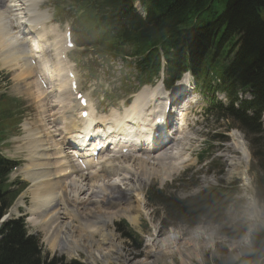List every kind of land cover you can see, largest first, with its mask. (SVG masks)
Wrapping results in <instances>:
<instances>
[{
	"label": "rangeland",
	"instance_id": "rangeland-1",
	"mask_svg": "<svg viewBox=\"0 0 264 264\" xmlns=\"http://www.w3.org/2000/svg\"><path fill=\"white\" fill-rule=\"evenodd\" d=\"M51 2L52 0L48 3ZM73 16L74 12L72 10H69L67 14L59 10L57 12L56 21L63 24L67 20H74L75 17ZM76 17L77 20H74L75 22L73 25V39L79 47L84 45V50L79 54L71 53L70 60L71 62L74 61L77 68L80 69L82 62L89 65L95 56L91 54L92 50H88L85 47V45H88L91 41V38L88 36V30L90 29L86 28L87 26L85 27L79 24L78 15H76ZM29 38V36H25V39L28 40ZM47 49H45V52ZM100 59V64L105 62L111 67L108 72L104 74L100 73V75L103 76L105 86L111 82H116L122 85L123 91L132 90L136 87L137 84H135L134 79L135 70L133 63H129V60L123 61L119 58L114 59L108 56H102V58L100 56ZM44 61L53 63L51 51L47 52ZM50 62L38 64L34 69V75H36L38 71H44L48 74L50 69H47L46 64ZM4 71L9 73L11 77L9 79L10 82L3 77L0 78V92L20 98L26 103L23 107V113L19 114L21 118H24L19 125L20 129L17 133L11 134V137L5 138V141L0 143V153L8 159L15 161L17 167V170L12 175H9V185L13 186V189L10 191H13L20 185L25 188L20 194L22 196L31 186L29 181L21 173V168L26 164V151L24 150V141L21 139L24 135L22 124L24 122H27L29 125L39 123V113H41V111L39 109V113H37L38 106L29 96L32 95L36 97L39 93H43V97H45L47 93L38 86L36 79H27V81L30 82L27 93H16L11 91V80L14 74L12 71ZM81 76L87 80L89 79L84 72H81ZM18 79H20V77H18ZM21 79L23 80V77ZM13 80L17 81V78L14 76ZM89 81L92 83L94 82L92 79H89ZM49 83H51V81H49ZM44 115L45 114H43V117ZM190 119L193 125L182 132L179 137L178 145L176 142L177 149L174 150L173 153L187 151L191 154V157H194L206 144L205 137L200 135L206 131L201 128L200 123L196 124L194 122L192 116ZM216 126L217 125H214L213 130L210 131L211 136L220 133L222 135H229V137H225L224 143L212 142L214 151H212V149L209 150L210 155L207 157L205 163H188V165H183L173 176L165 178V181H162L164 178L163 172L157 173L149 169V167L147 172L151 174V178L145 185V187L148 185H155L164 187V189L170 186L168 189L172 190L175 195L181 198L193 197L195 195L202 196L204 201L207 200L211 202L209 205L213 208L208 210V212L211 213L193 216L186 204L179 207L176 206L170 210L171 206L169 205H165L164 207L157 204L159 206H154L145 199L147 204L142 207V215L137 226L127 222L126 218H121L114 223L116 229L118 223L126 222L128 227L139 235L140 239L137 243L139 244L141 240V249L135 251L133 246L137 244L135 243L132 245L131 240L123 238L120 231L118 232L116 230L115 235L118 236V238L113 240V243L117 240L116 243H119V251L112 252L105 258V260L109 261V264H134L138 260L143 259L147 254H150L147 260L151 261L152 264H182L176 256L167 253L165 249L164 251L167 255L164 254L160 246L170 248L173 245V243H166V237L168 235L173 236L174 234H181L182 241L180 240L179 243L182 245L195 232L201 234L202 239L199 242L198 247L200 248H198V252L193 254V256H198V259L195 258L194 260L193 257H190L191 262L189 264H228V262L231 261H237V263L234 262L235 264H248L252 262H254V264H261L263 262L264 187L262 188L261 183L264 180V177H262L264 175L262 171L264 166V133H240V131L235 128L229 129L225 121L220 122L218 128ZM262 126L264 128V114ZM57 127H59V123ZM232 133L233 135L240 136L244 141V145H246L248 149V161L245 162L244 160L242 162L241 159L240 161L238 160V158H241V154L237 153V151L232 148ZM211 139L214 140V138ZM183 149L184 151H182ZM166 163L167 166H169L168 161ZM177 163H179V161ZM243 169L246 172V181L241 174ZM115 181L117 184L120 183L117 178ZM159 194L162 195V198H165L169 192L158 193V195ZM262 196L263 198L261 199ZM30 202L31 196L25 194L23 197L24 205L21 206L18 212L19 215L24 216L27 232L38 238L43 257L46 260L61 257L64 258L65 261L78 260L84 264H89L87 261L90 262L88 254V251H91L90 248H84L82 250L81 248H74V246L70 245V249L64 251L63 254L65 255L59 250L54 251H59L61 254L50 250V246L43 239L41 234L43 230L40 229V227L38 230L36 226L31 225L28 221L30 215H27L25 208ZM243 242L245 244L240 247ZM107 248V246L104 247L105 250H107ZM258 250L261 251L260 257L253 260L252 254ZM154 254L155 256H153ZM153 257L159 259L155 262ZM105 260H99L97 264H104L103 261ZM90 264L92 263L90 262Z\"/></svg>",
	"mask_w": 264,
	"mask_h": 264
},
{
	"label": "bare ground",
	"instance_id": "bare-ground-1",
	"mask_svg": "<svg viewBox=\"0 0 264 264\" xmlns=\"http://www.w3.org/2000/svg\"><path fill=\"white\" fill-rule=\"evenodd\" d=\"M14 6H19L17 0H0V65L2 68L18 71V77H23L19 84L20 90L23 89V93H27L28 89L23 86L24 82L28 86L27 79L33 74L34 69L30 60L34 59V52L31 49L32 45L27 43V40L21 39V22H17L18 26L10 24ZM23 13H25L24 10H22ZM47 20L46 16L41 18L43 30L33 32L36 38L41 39L45 36L42 52H45L49 46L48 37H51V25L47 24ZM40 33L42 37H39ZM40 62L42 60L38 61ZM181 84H183L182 80L176 83L178 87H181ZM54 89L55 96L51 97L52 102L49 96L44 98V101L43 99L41 102L36 101L41 111L39 123L23 124L22 140L25 141L26 164L21 168V173L31 184L29 187L31 202L27 208L30 215L29 223L36 226L38 230L39 227L43 230L41 234L50 246V250H59L63 254L70 249V245L82 250L90 248L89 260L92 264H97L99 260H105L112 252L119 251L117 240L113 243V240L118 238L114 230L115 221L126 218L130 224L138 225L142 207L147 204L143 192V187L151 178L147 169L150 167L149 169L157 173L163 172L162 181H165V178H170L181 169L185 162H181L182 158H177L178 152L172 154L173 147L176 146V141H172L169 147L171 152H162L159 157L152 159V162L147 156L143 158V155L127 154L100 159L86 168L78 166L65 152L68 138L61 134L68 125L79 120V117L74 114L78 110V105L73 102L64 81L58 80ZM145 90L134 98L129 108L123 110V113L137 115L136 120L128 119L133 124L141 120L142 124L136 127L141 133H147L150 127L149 115L144 113L147 108L145 99L149 95ZM53 106H55L53 109H49ZM55 110H59L58 115L54 114ZM117 111L118 108L111 111L107 117L113 123L119 124L116 134H125L128 129H133V124L124 123L121 120L122 114ZM45 112L48 115L46 119L43 117ZM51 113L53 116L49 117ZM58 123L59 127H57ZM127 135L128 133L125 137ZM171 140L173 137L170 138ZM153 148V145L146 146L143 152L150 153ZM232 148L241 154L239 161L240 159L242 162L248 161V149L244 141H240V136H232ZM241 172L246 181L245 170ZM112 174L119 177V184L111 182ZM22 198L23 196L14 205L13 212L16 213L23 203ZM181 239V234L168 235L166 243H173V245L170 248L165 246L160 248L164 254H166L165 249L167 253L176 256L180 263L189 264L190 257L194 260L198 259V256L193 254L200 248L198 246L202 235L195 232L182 245L179 243ZM243 244L245 243L243 242L240 247ZM105 246L108 247L107 250L104 249ZM149 256L150 254H147L134 264H152L147 260ZM153 258L155 262L159 259ZM90 262L87 261L89 264ZM103 262L109 264L108 260Z\"/></svg>",
	"mask_w": 264,
	"mask_h": 264
},
{
	"label": "trees",
	"instance_id": "trees-1",
	"mask_svg": "<svg viewBox=\"0 0 264 264\" xmlns=\"http://www.w3.org/2000/svg\"><path fill=\"white\" fill-rule=\"evenodd\" d=\"M113 1L115 10L122 7L125 9L128 6L127 0ZM148 3L150 11L146 26L141 22L136 24L140 29L122 26L124 33L127 34L125 44L136 43L140 39L150 41L155 38L170 44L187 5L195 4L199 8H206L211 14L210 28L204 31L193 30L186 36L193 62H200L201 73L207 66L222 79L236 77L244 85H250L256 103L249 108L264 109V0H148ZM234 114L242 127H251L255 120L242 119L239 114ZM231 116L233 114L227 112L226 117ZM260 131V128H251L248 132L251 134ZM6 169L7 165L0 160V180L4 177ZM262 171L264 172V166ZM261 184L263 188L264 180ZM158 193L162 192L152 193L154 202L164 207L169 205L170 210L186 204L193 216H196L209 214L211 212L208 210L213 208L209 205L211 202L204 201L202 196L183 202L172 196L162 198ZM3 196L0 192V217L13 199V195H10L7 201H4ZM260 255L261 251H256L252 254L253 260ZM54 261L65 264L58 259L48 264H58ZM0 264H43L36 239L25 235L20 220L9 221L0 229Z\"/></svg>",
	"mask_w": 264,
	"mask_h": 264
},
{
	"label": "clouds",
	"instance_id": "clouds-1",
	"mask_svg": "<svg viewBox=\"0 0 264 264\" xmlns=\"http://www.w3.org/2000/svg\"><path fill=\"white\" fill-rule=\"evenodd\" d=\"M253 250H254V249H253ZM253 250H251V251H253ZM229 263L235 264L233 261H231V262H228V264H229Z\"/></svg>",
	"mask_w": 264,
	"mask_h": 264
}]
</instances>
